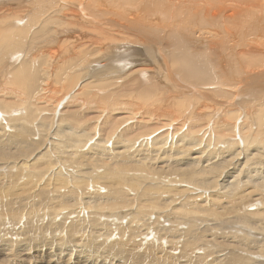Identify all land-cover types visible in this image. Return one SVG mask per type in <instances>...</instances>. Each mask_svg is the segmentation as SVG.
I'll return each mask as SVG.
<instances>
[{
    "label": "rangeland",
    "instance_id": "obj_1",
    "mask_svg": "<svg viewBox=\"0 0 264 264\" xmlns=\"http://www.w3.org/2000/svg\"><path fill=\"white\" fill-rule=\"evenodd\" d=\"M229 1L232 5L235 2L236 4H242L241 7L236 10V16L231 20L225 18L231 14V11L229 12L226 10H224V12L220 10V15L215 18L212 17L213 13L216 12L214 5L219 3V0H0V25L5 26L13 24L15 26L13 32V37L15 38L14 47H11L12 49L9 50L5 43L0 48V237L12 246L8 253L3 250V246L0 247V264H54V262L48 263L47 256L49 252L46 249L55 247L53 248L54 251H49L53 252L55 257H58V253L61 252L58 250V247L56 245L46 246V249H43L44 252L41 251V247L46 243L52 242L53 238L55 244L59 245L62 241L68 243L66 247H64V245L61 246L60 249L63 251L62 254H71V251L82 252L85 247L91 246L94 249L92 250L94 251L92 254L95 257H100V260H105L107 264H227L226 262H228V259L231 261L232 257H236L237 259L235 264H243L241 259L244 255L238 252V250L243 249V242L240 240L238 244L234 243V241L238 240L234 238V236L236 235L235 237H239L242 235V233L237 232V230H264V213L262 214V211H264L262 210L264 209V182H262L264 178L257 179L259 176L255 173H253V175H256V180L252 174V177H247L248 167H250V169H248V171H250L260 167L258 166L259 163L264 165L262 159L264 158V129L260 130L261 133L256 131V124L253 123V119L247 122L248 124L242 123L241 125L242 119H244L242 116H240L241 121L239 118H236L234 123L231 121V124L225 125L227 127L225 128L224 126H220V123L223 125L225 122L221 121L223 118H220L224 113L221 115L222 113L219 111L220 109H227L228 107L237 110V113H241L242 111L245 112L244 109L247 107L248 112H253L264 103V67L258 69L256 74H253L254 70L252 71L246 59L249 57L248 59L254 58L264 61V0ZM227 6L228 3L225 4V7ZM48 19H52L48 23V26L41 28L42 25L40 24ZM175 33L180 37V42L184 44L185 49H188L187 56L200 57L204 52H207V56L210 55L213 62L216 61L214 62L215 68H213V71L217 69L215 74H220L223 70L222 72L225 74H218V76L223 77L222 80L224 83H236V79H239L241 84L238 86V92L236 91L235 93L236 95L234 94V96L231 97L232 99H227L224 94H221V92L224 93L222 89L227 88V90H231L232 87L213 82L202 85L204 86L203 89L201 85V88H199V85L197 86V84L188 82L183 77L181 78L178 67L172 64V62H174L173 58L178 55V47L177 49L175 48L172 38ZM125 35L130 37L126 38ZM100 39L102 40L100 41ZM62 43H64L63 46L68 45L67 54L63 52L60 53V51L57 53L56 51L54 52V49L60 50L59 48L61 47L59 46H61ZM79 45L82 46L80 49L77 48ZM97 48L105 50L103 52L104 55L102 53L97 56L95 54ZM6 49L7 51H5ZM85 51L90 55L86 62L83 60V52ZM182 58L183 54L177 59L178 65L182 63ZM59 59L61 63H59ZM102 59H106L105 62ZM74 60L76 64L73 63ZM88 63L90 65H88ZM129 63H132V65H129ZM21 64L23 66H30L38 77L39 74H41L37 83L38 90L33 95H27L28 93L24 90L25 88L23 89L21 85L12 82L14 75L12 71H14V68L18 69L21 67ZM50 64L56 65V67H58L56 70H61V73L62 71L66 73L74 72L79 81H77L76 85L69 91L65 92V90H58V88L62 87V81H56V77L51 75V73H54V69ZM245 64L249 65L247 70ZM68 66L71 67V70ZM72 66L75 68L73 67L72 69ZM79 67L83 69L81 70ZM124 67H128V69ZM140 67H142V69H140ZM218 67H220V70ZM248 68H250L251 71H248L250 70ZM108 69L111 74L109 71L108 74L104 73ZM10 71L12 73H10ZM130 72L133 74H129ZM74 73L68 75H75ZM250 73L256 76L247 78L245 74ZM126 74H129L131 78L128 77L127 80L126 78H122V76ZM104 75L108 79H118L117 85L113 83V86L111 85L106 90L97 91L96 89V92L93 91V87H98L96 85L99 84L100 78H104ZM45 76H47L46 78L49 80L48 91L44 94L41 88L47 80ZM119 78L122 79L119 80ZM34 79H36V75H33V82ZM39 81L42 83L41 87ZM92 82L93 84L95 82V84L90 85L91 91L96 94L92 93L95 95L96 99L93 98L92 94H90V96L88 95L89 98L81 94L82 85ZM172 83L178 88L182 87L185 89L188 96H193L196 90L201 97L205 99L209 97L208 100L214 102L215 107L212 106L214 110H201L200 104L195 102L193 104L191 101L189 105L187 102L186 108L185 106L184 108H180L181 114L186 115L183 119L186 124L182 126L179 124L181 121H173L171 114H176L175 117L177 116V118L179 115H177V110L173 107L175 106L176 100L172 101L169 94L163 98V100L166 98L171 101V103L168 101L163 106L166 110H170L167 117H151L150 119L142 121L138 116L132 118L124 110H119L121 112H112L109 109L112 104L116 102L119 103L118 100L120 97L116 99V96L120 93L124 92V95L132 93L136 99L139 93L145 89L154 88L151 90L154 91L155 88H159L158 91L166 94V90H174ZM58 84H60V86ZM188 88L193 91H190ZM112 93H114V95L110 96ZM106 95L109 98L102 99ZM55 96L56 99L54 98ZM44 97L45 99H43ZM38 98H41L39 102ZM57 98L60 100L58 101ZM90 98L91 100H88ZM128 100L129 99L126 101ZM163 103H165V101H163ZM30 104L31 107H33L31 109L29 108ZM210 104L212 105L213 103L210 102ZM6 105H10L12 110L10 108L7 109ZM218 105L220 107H218ZM248 108L254 109L251 110ZM217 109H219V111H217ZM149 111H151V108L144 107L139 111L141 112L139 115L147 117L151 115ZM210 115L212 116L208 118ZM123 117H125V119H123ZM168 121L172 122L168 123ZM234 124H236V126ZM246 124L248 126H246ZM245 126L246 130L243 128ZM188 128H191V131L189 130L190 133L187 132ZM235 128L239 131H236ZM222 129L227 130L223 131L226 135L220 132ZM184 130L185 132H183ZM215 130H217V132ZM244 130L245 132H243ZM82 131H84L83 134L81 133ZM167 131L168 133H165ZM122 132H124V135ZM186 133H188L187 136L185 135ZM217 133L220 136H217ZM221 133L224 134L225 137ZM256 133H260L261 135L258 134L259 136H257ZM81 134L82 136L80 137ZM189 134L190 136H188ZM203 134H205V136ZM247 135H250L249 139H252V143H246L244 137ZM195 136L199 137V139ZM166 137L168 138L166 139ZM188 138L189 140L194 138V142L192 140H187ZM204 138L205 140H210L211 143L207 140L205 141ZM131 139L138 142L141 140L139 143L137 142L138 144L135 143L136 145H134V147L136 150H139L136 146H139L141 142H143L144 145L149 144V150H147L146 147L145 149L141 148L144 153L137 158L134 157L136 152L135 149L133 150L135 152L132 150L127 152V150H125L124 154L121 153L119 149L124 147L132 149V147L128 145V141ZM165 139L166 144L162 145L161 143H163ZM98 141L99 144L97 146H99V152L95 154L94 148H92L91 145L98 143ZM188 141L190 144L186 143ZM197 141L199 145L196 143ZM154 142L160 145L156 144L158 147H154ZM241 144L242 146H240ZM185 145L186 148H188L187 146L191 148L189 147L187 150L185 149ZM256 145H259V147ZM178 146H181V149ZM227 146L228 148H226ZM253 147L256 149L254 150ZM157 148H160L158 149L159 151ZM236 148L237 150H235ZM154 149L158 151V154ZM227 149L232 150L229 152ZM260 149L262 150L261 152ZM224 150L225 152L223 154L222 152ZM245 150L249 152H247L246 155L248 157L246 158ZM255 153L257 155H255ZM225 154L226 157L224 156ZM237 154H239V156H237ZM249 154L253 158L254 155L257 156L256 158H258L257 160L259 162L254 161L256 160V158H254V163H251L253 161L249 159ZM217 155L219 158L218 160L216 159ZM261 155L263 156L262 158ZM233 157L235 160H233ZM158 158L159 161L161 159L159 163ZM220 158H223V160ZM247 159L251 161L248 162ZM225 160H227V166ZM213 163L217 166H212ZM244 163L246 166L243 167ZM123 164L129 165L126 166ZM118 165H123V169H120ZM145 165H148V167L152 165L154 167L153 169H155V173H157L155 174L154 170L149 173L155 175V179H147L146 175L142 176V174L140 176V173L136 174V172L142 170V166L148 168ZM207 165L212 167H205ZM113 166L114 169H111ZM131 166L134 167V169H132ZM21 167L23 168L21 169ZM58 167L61 168V176L59 179L67 176L70 177L71 174H73V177L71 178L72 180H70L71 182L68 183L63 182L62 179L59 181L56 180L55 184L57 183V186H60L58 189H55V191L57 190L56 192L47 191L48 193L46 195L43 189H39L40 186H45L46 180L43 178L40 180L42 182L39 184L37 182L26 181L27 183L25 182L24 185H21L22 176L24 178V175H26L28 171L29 174L32 173L34 175H36L37 171L41 173L42 169L51 170V172L54 173L57 172L56 169ZM135 167H140V169L137 170L136 168L135 170ZM252 167H254V169ZM83 168L91 169V172L86 175L87 179L89 176L87 184L84 179L85 176L78 173ZM127 168L130 169V171H126ZM36 169L38 170L36 171ZM211 169H213L214 172H212ZM215 169H217V172ZM262 169L264 170V168ZM172 170L173 173L178 172L184 177L185 175L193 174L195 175V179L193 183H187L183 186L182 183L180 184L181 186L165 183L168 181L166 179L165 182L156 180L157 175L162 174L166 176L165 173H170ZM20 171L21 174L19 176ZM73 171L75 173H72ZM106 171L107 173L111 172L110 174L112 177V179L108 175L104 177L107 181L113 182L114 176L116 180L122 179L120 173L126 176L122 179V182L116 183L119 188H111L106 180H103V182L105 181L104 185L102 181L98 182V180H96L99 178H94L100 172L106 173ZM239 171H243V174L241 172L239 173ZM66 172L67 175H64ZM209 172H211V174ZM235 172L240 174V176ZM133 173L135 174L131 175ZM203 173L206 175H203ZM210 175L211 180H209ZM144 177L147 180H145ZM236 177L239 181L241 180L244 182L243 180H245V182H239L236 180ZM80 179L85 180L84 186L88 187L90 185L89 189L91 192L89 193L91 194L94 186L95 188L97 186L98 189H95V191H97L95 194L96 196L105 195L106 190L103 189L106 188L120 190L122 187V189H128L124 196L126 199H119L120 201L117 200L119 202L114 201V204H111L113 207V215L111 216H116L115 218L120 216L125 218V220L121 221L117 219L111 226L114 220L107 219L110 215L108 212L106 213V211L100 209H94L95 211H93L88 209L89 212L83 214H76V208L68 211L69 202L72 201L71 204L78 202L77 199H81L82 195H84L83 192L85 193V191H83L85 187L78 182ZM89 180H91L92 183ZM124 180H126V182ZM137 180L141 181L139 182ZM130 181H132L135 186H133V184L131 185ZM207 181L208 183L210 182L209 185L206 183ZM231 181L234 183L232 182V184ZM127 183H129L128 185L130 186H128ZM140 183L141 186L138 185ZM99 184L104 186L100 187ZM163 184L166 185L164 186ZM222 184L225 185L223 188L226 187L224 189L228 190V194L227 190H224V192L221 191L223 190V188H221ZM159 185H163V188L167 187L169 189L166 190V192L163 189L161 190L162 187ZM158 186L160 187L159 189L157 188ZM174 186L175 189L172 188ZM216 187L220 189L218 190ZM256 189L258 191H256ZM244 191H246V193L251 191L250 195L248 193L245 194ZM252 191L256 192L255 196ZM81 193L82 195H80ZM236 193L242 198H238ZM73 194L77 196V198H75L76 200L74 199L75 201L73 200L75 196ZM229 194L231 197L228 196ZM218 197L222 199L219 200ZM223 197L226 198L224 199ZM243 197L245 199H243ZM246 197L249 198L252 203L249 199H246ZM228 198L230 201H228ZM146 200L147 202L145 203ZM61 201L63 204H61ZM84 201H86V199ZM246 202H248V204H246ZM64 203L66 204L61 208L62 210L59 209L61 207L60 205H64ZM108 203L110 205L112 201H108ZM211 203L212 205H210ZM26 207H29L27 209L28 211ZM138 207L139 209H137ZM30 208L32 212L34 211L33 209H35V211L32 213L29 211ZM52 208L57 212L55 210L53 212ZM66 208H68V210ZM102 208H104V206ZM258 208L261 211L257 214ZM48 209L51 210L53 214H50ZM207 210L210 211L208 212ZM137 211L138 213L136 214ZM21 212H23V216ZM30 212L32 214H30ZM161 212L167 214V217L170 219L167 218L166 221H161L158 227L154 225V227L151 228L152 223L149 222V219L154 221L156 214ZM70 213L74 215L60 222L62 220V218H60L61 216ZM89 214L93 216L98 214L103 217V220L100 221V224H94L90 221ZM127 214H130L128 219H126ZM25 219L28 220L26 224ZM99 219L102 218L99 217ZM120 221L121 223H119ZM19 222H21L22 225ZM41 225H46L47 231L37 236L34 232L43 230L40 227ZM149 225L150 227H148ZM58 227H60L61 230H65L66 233L70 232L69 235L65 236V234H63L65 237H55L51 231H59ZM82 230L85 231L83 234H80ZM37 233L39 234L38 231ZM249 237L253 239V236ZM255 239H258L257 241L263 240L262 237ZM20 241L23 242L21 243ZM76 242H79L82 247L75 245ZM119 242H124L128 244L131 249L133 248L130 252L136 254H134V256L130 255L131 257L133 256L132 260L120 262L114 257V260L110 258V250L107 244L112 246L113 243L116 245ZM27 244L28 247H26ZM34 244L39 245L40 248L39 246L36 248L37 246ZM23 245L24 247L22 248ZM251 245L252 247L254 246V248L258 247L254 242ZM96 246L100 248L96 249ZM159 247L162 253L159 251ZM92 254L90 255L92 256ZM75 256L76 255L72 257L68 264H81L77 262ZM43 257L45 261L42 260ZM109 259H111V261ZM255 260L258 262L257 264H264V257H256ZM95 262L96 264L103 263H101V261Z\"/></svg>",
    "mask_w": 264,
    "mask_h": 264
},
{
    "label": "bare ground",
    "instance_id": "obj_2",
    "mask_svg": "<svg viewBox=\"0 0 264 264\" xmlns=\"http://www.w3.org/2000/svg\"><path fill=\"white\" fill-rule=\"evenodd\" d=\"M240 1H242V0H240ZM176 2V1H175ZM228 3V6L227 7H225V4H227ZM214 4V3H213ZM222 5H223V8H222ZM241 5L242 4H236V2L232 5V3L228 0V1H224V0H219V3H216L215 5H214V9L216 10V12H214L213 13V18H215V17H217L218 15H220V10L222 11L223 10V12H224V10H226V11H231V14L230 15H228V16H230V17H228V16H226L225 18L226 19H228V20H231L233 17H235L236 16V14H237V9L238 8H240L241 7ZM207 8V7H206ZM210 11H211V9H210ZM212 12V11H211ZM146 13V12H145ZM222 13V12H221ZM137 15V14H136ZM148 15V14H147ZM145 16V15H144ZM224 18V19H225ZM52 20V19H51ZM51 20H46V21H44L43 23H41L40 25H42L41 26V28H44V27H46V26H48V23L51 21ZM48 21V22H47ZM53 22V21H52ZM47 23V24H46ZM3 24H4V22H3ZM15 26L13 25V24H10V25H5V26H3V25H0V48H1V46L3 45V44H7V47L9 48V50L10 49H12L11 47H14V44H15V38L13 37L14 35V30H15V28H14ZM17 30V29H16ZM117 30V29H116ZM115 32V31H114ZM117 33V32H116ZM16 34V33H15ZM101 36V35H100ZM126 36V35H125ZM102 37V36H101ZM108 37V36H107ZM113 37V36H112ZM130 36H126V38H129ZM100 38V37H99ZM109 38H111V37H109ZM121 38H122V36H121ZM173 40H174V46H175V48L177 49V47H178V55L177 56H175L174 58H173V60H174V62H172V64L174 65V66H176V67H178V70H179V72L181 73V78L183 77L186 81H188V82H192L193 84H197V86L199 85V88H201L200 87V85L202 86V85H206V84H209V83H213V82H215L216 84L217 83H219L220 85H222L223 84V86H229V87H232V89L230 90H227V88L226 89H222V90H224V93L223 92H221V94H224L226 97L225 98H227V99H230L232 96H234V94L236 93V91H237V89H238V86L241 84L240 83V81H239V79L237 80L236 79V83L234 82H232V84H230V83H224L223 82V80H222V78L223 77H221V76H218V74H215L216 72H217V69L215 70V71H213V68H215V63L214 62H216V61H214L213 62V59H212V57H210V55L209 56H207L208 54H207V52H204L203 53V55H200V57H189V56H187V51H188V49H185V46H184V44H182L181 42H180V37L177 35V33H175V34H173ZM103 39V38H102ZM102 39H100V41L102 40ZM123 39H124V37H123ZM104 40V39H103ZM108 40V39H107ZM106 41V40H105ZM104 41V42H105ZM99 42V41H98ZM66 43V42H65ZM59 44H60V42H59ZM99 44V43H98ZM64 45V43H62L61 44V46H59V47H61V48H59L60 50H55L54 49V52L56 51V53L58 52V51H60V53H66L67 52V49H68V45H66V46H63ZM51 46V45H50ZM82 46H78L77 48H81ZM102 47V46H101ZM106 48V47H105ZM114 48V47H113ZM53 49V48H52ZM111 49V48H110ZM84 50V49H83ZM5 51H7V49L5 50ZM105 50H103L102 48H97L96 50H95V54L97 55V56H99L100 54H102L103 52H104ZM114 51V50H113ZM82 52V51H81ZM53 53V52H52ZM55 53V54H56ZM46 54V53H45ZM67 54V53H66ZM69 54V53H68ZM183 54V58H182V63L180 64V65H178V61H177V59L178 58H180L181 57V55ZM48 55V54H47ZM83 55H84V58H83V60H84V62H86L87 60H88V57H90V55L85 51V52H83ZM103 55H104V53H103ZM213 55V54H212ZM9 56V55H8ZM51 56V55H50ZM56 56V55H55ZM214 56V55H213ZM41 57H42V55H41ZM45 57V56H44ZM63 57H66V56H63ZM63 57H61V58H63ZM69 57V56H68ZM246 57V56H245ZM77 58V57H76ZM75 58V59H76ZM249 58V57H248ZM248 58H246L247 59V61H248V64L250 65V67H251V69H252V71L254 70V73L253 74H256L257 72V70L258 69H260V68H262V67H264V61L262 62L261 60H256V59H254V58H251V59H248ZM41 59H43V58H41ZM64 59V58H63ZM74 59V58H73ZM212 59V60H211ZM53 60V59H52ZM51 60V61H52ZM58 60V59H57ZM102 60H104V62H105V60L106 59H102ZM255 60H256V62H255ZM42 61V60H41ZM44 61V60H43ZM50 61V62H51ZM54 61V60H53ZM65 61V60H64ZM72 61V60H71ZM40 62V61H39ZM38 62V63H39ZM46 62V61H45ZM67 62V61H66ZM80 62V61H79ZM41 63V62H40ZM58 63V62H57ZM59 63H61L60 62V59H59ZM73 63H75V60H74V62ZM78 63V62H77ZM133 63V62H132ZM132 63H129V65H132ZM245 63H247V62H245ZM20 64V63H19ZM67 64H68V62H67ZM66 64V65H67ZM76 64V63H75ZM74 64V65H75ZM87 64V63H86ZM217 64V63H216ZM48 65V64H47ZM50 65H52V68L54 69V73L52 74L51 73V75H54V77H56V81L57 80H59V82H61L62 81V87L61 88H58V90H65V92L66 91H69L70 89H72L75 85H76V83H77V81H79L78 80V78H77V75L74 73V72H63L62 71V73H61V70H56L58 67H56V65L54 66L53 64H50ZM88 65H90L89 63H88ZM125 65H128V64H125ZM249 65H247V64H245V68H246V70H247V67L249 66ZM13 66V65H12ZM17 66V65H16ZM78 66H80V65H78ZM83 66V65H82ZM220 66V65H219ZM43 67V66H42ZM60 67V66H59ZM63 67H64V65H63ZM66 67V66H65ZM69 68H70V70H71V67L70 66H68ZM73 67L74 66H72V69H73ZM67 68V67H66ZM75 68V67H74ZM80 68V67H79ZM124 68H127L128 69V67H124ZM217 68V67H216ZM219 68V70H220V67H218ZM223 68V67H222ZM221 68V69H222ZM52 69V70H53ZM81 69V68H80ZM79 69V70H80ZM83 69V68H82ZM81 69V70H82ZM117 69V68H116ZM133 69H134V67H133ZM140 69H142V67H140ZM139 69V70H140ZM248 69H250V68H248ZM251 69L250 70H248V71H251ZM14 71H12L13 73H14V75L13 74H11V75H13V81L12 82H14V83H16L17 85H21L22 87H23V89L28 93L27 95H33V94H35V92L38 90V88H37V83H38V80H39V78H40V75L41 74H39V73H41L42 71L41 70H39V71H41V72H39L38 74H39V77L37 76V74L35 73V71L34 70H32L31 68H30V66H23L22 64H21V67H19L18 69L16 68H14L13 69ZM43 70H44V68H43ZM46 70V69H45ZM47 70H48V68H47ZM46 70V71H47ZM66 70V69H65ZM111 70V69H110ZM124 70V69H123ZM49 71H50V69H49ZM68 71V70H67ZM85 71V70H84ZM108 71H109V69L108 70H106L104 73H106V74H108ZM223 71V70H222ZM220 72V74L219 75H221V74H223V72ZM11 71H10V73H12ZM44 72V71H43ZM78 72V71H77ZM81 72V71H80ZM129 72V71H128ZM71 73H74L75 75H68V74H71ZM82 73V72H81ZM109 73H110V71H109ZM112 73H114V72H112ZM135 73V72H134ZM264 73V72H263ZM48 74V73H47ZM102 74V73H101ZM111 74V73H110ZM109 74V75H110ZM129 74H133L132 72H130ZM129 74H126L125 76H122V78H126V80L128 79V77L129 78H131V76L129 75ZM225 74V73H224ZM223 74V75H224ZM252 73H250V74H245V76H247V78H252V77H254V76H256V75H253ZM33 75H36V79H34V82L32 81L33 80ZM45 75V74H44ZM79 75V74H78ZM83 75V74H82ZM109 75H107V76H109ZM113 75V74H112ZM129 75V76H128ZM244 75V74H243ZM42 76H43V74H42ZM47 76H45V79H47L46 81H45V83H44V85H42V91H44V94L48 91V78H46ZM85 77V76H84ZM119 77V76H118ZM117 77V78H118ZM243 77V76H242ZM80 78H81V75H80ZM122 78H119V80H121ZM241 78V77H240ZM43 79V78H42ZM45 79H43V80H45ZM82 79V78H81ZM42 80V81H43ZM51 80V79H50ZM94 80H96V79H94ZM93 80V81H94ZM99 80V79H98ZM108 80V81H107ZM116 79H113V78H106L105 77V75H104V78L103 79H101L100 78V81L98 82L99 84L98 85H96V86H98V87H93L94 89H93V91H95L96 89H97V91H99V90H106V89H108L111 85L113 86V83H115V85H117V81H118V79L115 81ZM125 80V79H124ZM247 80V79H246ZM55 81V82H56ZM185 81V82H186ZM235 81V80H234ZM10 83V82H9ZM39 83H40V81H39ZM119 83V82H118ZM41 84L42 83H40V87H41ZM50 84V83H49ZM52 84V83H51ZM93 84V82L92 83H87V84H85V85H82V89H81V91H82V96H87L88 97V95L90 96V94H92L93 92L91 91V86L90 85H92ZM94 84H95V82H94ZM93 84V85H94ZM97 84V83H96ZM59 86H60V84H58ZM53 86V85H52ZM217 86V85H216ZM219 86V85H218ZM222 86V87H223ZM172 87H174V90L173 91H171V90H166L167 92H166V94H163V93H161L160 91H158V89L159 88H155V90L154 91H151V90H153L154 88L153 87H151V88H153V89H148V90H143V91H141L140 93H139V95H138V97L135 99V96L131 93V94H128V95H124L123 93H120L118 96H116L117 98L116 99H118L119 97V100H118V102L119 103H114V104H112L110 107H109V109L112 111V112H116V111H118V112H121V111H119V110H124V111H126L132 118L133 117H135V116H138L139 118H140V120H145V119H150L151 117L152 118H155V117H167L168 116V114L170 113V110H166L163 106L168 102V101H170V100H168V99H164L163 100V98L165 97V96H168L167 94H169V97L170 98H172L171 100L172 101H174V100H176V103L174 104L175 106H173V105H171V106H173L174 107V109L175 110H177V115H179V117L177 118V116L175 117V115L174 114H171V116H172V118H173V121H175V120H177V121H181L179 124H181L182 126L183 125H185L186 123H185V121H183V119H184V116H186V115H182L181 114V111H180V108H184V106H185V108H186V106H187V102H188V104L190 105V103H191V101L193 102V104H194V102L195 103H198V104H200V109L201 110H204L205 109V111H206V109L209 111V110H212L213 109V107H215V105H214V102L213 101H209L208 99H209V97L208 98H203V97H201L200 95H199V92L198 91H196L195 90V94L193 95V96H188L187 95V93H186V90L185 89H183L182 87H180V88H178L177 86H175V85H173V83H172ZM186 87V86H185ZM203 87V89H204V86H202ZM215 87V86H214ZM21 88V87H20ZM20 88H18V89H20ZM66 88V89H65ZM54 89H56V88H54ZM188 89H190V88H188ZM163 90V89H162ZM220 90V89H219ZM39 91H41V90H39ZM125 91V90H124ZM187 91H189V90H187ZM190 91H193V90H191L190 89ZM225 91H227V92H225ZM96 92V91H95ZM238 92V91H237ZM51 93V92H50ZM54 93V92H53ZM127 93V92H126ZM39 94V93H38ZM60 94V93H59ZM62 94V93H61ZM93 94H95V93H93ZM92 94V96H93V98L94 99H96L95 98V95H93ZM98 94V93H97ZM42 95H43V93H42ZM114 95V93H112V94H110V96H113ZM236 95V94H235ZM41 96V95H40ZM45 96V95H44ZM49 96H50V94H49ZM203 96V95H202ZM27 97H29V96H27ZM31 97V96H30ZM33 97H36V96H33ZM52 97V96H51ZM50 97V98H51ZM97 97V96H96ZM55 99H56V96L54 97ZM89 98V97H88ZM107 98H109L107 95L104 97V98H102V99H107ZM37 99V98H36ZM39 99H41V98H38V102H39ZM43 99H45V97L43 98ZM47 99V98H46ZM99 99V98H98ZM127 99H129L128 101H126ZM232 99V98H231ZM57 100H58V98H57ZM60 100V99H59ZM58 100V101H59ZM61 100H62V98H61ZM88 100H91V98L90 99H88ZM132 100V101H131ZM202 100V101H201ZM210 100H212V99H210ZM49 101H50V99H49ZM54 101H56V100H54ZM86 101V100H85ZM116 101V100H115ZM163 101H165V103H163ZM41 102H42V100H41ZM40 102V103H41ZM57 102V101H56ZM84 102V101H83ZM138 102H142V103H138ZM210 102L211 103H213L212 105L210 104ZM217 102V101H216ZM58 103V102H57ZM85 103V102H84ZM90 103V102H89ZM88 103V104H89ZM170 103H171V101H170ZM33 104V103H32ZM35 104V103H34ZM54 104H55V102H54ZM197 104V105H198ZM24 105V104H23ZM28 105V104H27ZM58 105V104H57ZM220 105V104H219ZM218 105V107H220ZM99 106V105H98ZM193 106V105H192ZM213 106V107H212ZM144 107H147V108H151V111H149V114H150V112H151V115H149V116H147V117H143V116H140L139 115V113H141V112H139L142 108H144ZM221 107H223V106H221ZM6 108L7 109H11L12 110V108H11V106L10 105H6ZM30 109L31 108H33V107H31V104H30V107H29ZM170 109L172 110V108L170 107ZM220 109V108H219ZM219 109H217V111H219ZM238 109V108H237ZM248 109H251V108H248ZM254 108H252L251 110H253ZM256 109V108H255ZM33 110V109H32ZM35 110V109H34ZM214 110V109H213ZM245 110V112H241V113H237V110H235V109H231V108H228L227 107V109H225V108H223V109H220V113H222L221 115H223V113H224V115L222 116V117H220V118H223V119H221V121H223V122H225V124H223V125H221V123H220V126H224L225 128H227L225 125H230L231 124V121H233L232 123H234V120L237 118H239V120H240V116H242V117H244V119H242L243 121L241 122V125H242V123H247V122H249L251 119H253V123H255L256 125V127H255V129H256V131H259L260 132V130H262V129H264V103L258 108V109H256V110H254L253 112L251 111H249L248 112V110H247V107L244 109ZM27 111V110H26ZM189 111V110H188ZM196 112V111H195ZM34 113V112H33ZM172 113V112H171ZM193 113V112H192ZM252 113V114H251ZM72 114V113H71ZM196 114V113H195ZM194 114V115H195ZM210 114V113H209ZM30 115H31V113H30ZM180 115H182V116H180ZM213 115V114H212ZM212 115H210L208 118H210ZM251 116H252V118H251ZM31 117V116H30ZM197 117V116H196ZM241 117V118H242ZM170 118V117H169ZM26 119V118H25ZM116 119V118H115ZM123 119H125V117H123ZM191 119V118H190ZM214 119V118H213ZM194 120V119H193ZM26 121H27V119H26ZM126 121V120H125ZM227 121V122H226ZM241 121V120H240ZM24 122H25V120H24ZM140 122V121H139ZM146 122V121H145ZM170 122H172V121H170ZM169 121H168V123H170ZM216 122V121H215ZM174 123V122H173ZM176 123V122H175ZM217 123V122H216ZM215 123V124H216ZM236 123V122H235ZM248 124V123H247ZM246 124V126H248ZM235 126H236V124H234ZM166 126V125H165ZM219 126V125H218ZM244 126V125H243ZM246 126L245 127H243V128H245V130H246ZM185 127V126H184ZM231 127V126H230ZM252 127V126H251ZM209 128V127H208ZM213 128V127H212ZM211 128V129H212ZM216 128H218V127H216ZM237 128V127H236ZM236 128H235V130H236ZM191 128H188L187 130V132L188 133H190V130ZM233 129H234V127H233ZM253 129V128H252ZM190 130V131H189ZM214 130V129H213ZM234 130V131H235ZM243 130V129H242ZM245 130L243 131V132H245ZM250 130V129H249ZM205 131V130H204ZM216 132H217V130H215ZM215 131H213V132H215ZM223 131H227L226 129H222L220 132H223ZM236 131H239V130H236ZM83 132L84 131H82L81 133L83 134ZM125 132V131H124ZM124 132H122V134L124 135ZM127 132H129V131H127ZM183 132H185V130L183 131ZM193 132V131H192ZM229 132H230V129H229ZM231 132L233 133V131H232V129H231ZM118 133V132H117ZM165 133H168V131L167 132H165ZM188 133H186L185 135L187 136V134ZM212 133V132H211ZM210 133V134H211ZM223 133H225V132H223ZM248 133V132H247ZM261 133V132H260ZM260 133H258V134H260ZM82 134L80 135V137L82 136ZM120 134H121V132H120ZM126 134H128V133H126ZM194 134V133H193ZM202 134V133H201ZM216 134V133H215ZM222 134V133H221ZM235 134H236V132H235ZM238 134H240V133H238ZM257 134V133H256ZM257 134V136H259ZM204 136H205V134H203ZM203 135H202V137H203ZM219 134L217 133V136H218ZM222 135H224V134H222ZM225 135H226V133H225ZM225 135H224V137H225ZM228 135H229V133H228ZM242 135V134H241ZM261 135V134H260ZM119 136H121V135H119ZM188 136H190V134L188 135ZM220 136V135H219ZM79 137V138H80ZM195 137H197V136H195ZM213 137V136H212ZM236 137V136H235ZM238 137V136H237ZM249 137H250V135H247V136H245L244 138H245V140H246V143H252L251 142V140L252 139H249ZM168 137H166V139H167ZM210 138V137H209ZM215 138V137H214ZM220 138V137H219ZM254 138V137H253ZM264 138V137H263ZM92 139V138H91ZM166 139L163 141V143H161L162 145H164V144H166ZM185 139V138H184ZM193 139L194 138H192L191 140L193 141ZM197 139H199V137H197ZM218 139V138H217ZM242 139V138H241ZM95 140V139H94ZM187 140H189V138L187 139ZM191 140H189V141H191ZM204 140H205V138H204ZM207 141H208V139H206ZM205 140V141H206ZM213 140V139H212ZM215 140V139H214ZM220 140H222V139H220ZM100 141V140H99ZM99 141H98V143H94L93 145H91L92 146V148H94L93 150L95 151V154H98L97 152H99L98 151V148H99V146H97L98 144H99ZM141 141V140H140ZM139 141V142H140ZM185 141V140H184ZM189 141L188 142H186V143H189ZM201 141H203V140H201ZM216 141V140H215ZM257 141V140H256ZM138 141H133L132 139L131 140H129L128 141V145H130L131 147H132V149H128V147H124V148H122V149H119V151H121V153H123L124 154V152H125V150H127V152H130L131 150L133 151L134 149H135V147H134V145H136L135 143H137ZM138 142V143H139ZM162 142V141H161ZM194 142V141H193ZM192 142V143H193ZM209 143H211V141L209 140L208 141ZM239 142H241V141H239ZM238 142V143H239ZM101 143V142H100ZM137 143V144H138ZM185 143V142H184ZM197 144H198V141L196 142ZM196 143H195V145H196ZM205 143V142H204ZM213 143H214V141H213ZM217 143V142H216ZM254 143V142H253ZM146 144V143H145ZM157 142H154V147L156 146V147H158L157 145H160L159 143L157 144ZM190 144V143H189ZM202 144V143H201ZM233 144V143H232ZM235 144V143H234ZM237 144V143H236ZM101 145H103V144H101ZM149 145V144H148ZM148 145H144L143 144V142H141L140 144H139V146H136V147H138V149L139 150H136V152L135 151H133V152H135V155H134V157H140V155L141 154H143L144 152H142V149L141 148H144L145 149V147L147 148V150H149V148L150 147H148ZM187 145V144H186ZM186 145H185V149H187L188 150V148L190 147V146H187L188 148H186ZM192 145V144H191ZM194 145V144H193ZM199 145V144H198ZM197 145V146H198ZM209 145H212V144H209ZM230 145V144H229ZM244 145V144H243ZM254 145V144H253ZM252 145V146H253ZM96 146V147H95ZM104 146V145H103ZM150 146V145H149ZM205 146V145H204ZM212 146H214V145H212ZM239 146V145H238ZM237 146V147H238ZM240 146H242V144L240 145ZM250 146V145H249ZM257 146V145H256ZM101 147V146H100ZM134 147V148H133ZM174 147V146H173ZM179 147V146H178ZM177 147V148H178ZM181 147V146H180ZM179 147V148H180ZM194 147V146H193ZM224 147V146H223ZM246 147V146H245ZM257 147H259V145L257 146ZM96 148V149H95ZM191 148V147H190ZM203 148V147H202ZM226 148H228V146L226 147ZM231 148V147H230ZM248 148V147H247ZM254 148V147H253ZM156 149V148H155ZM154 149V150H155ZM158 149H160V148H157V150ZM181 149V148H180ZM184 149V150H185ZM194 149V148H193ZM192 149V150H193ZM256 148H254V150H255ZM258 149V148H257ZM102 150V149H101ZM201 150V149H200ZM207 150V149H206ZM213 150H215V149H213ZM212 150V151H213ZM229 152H230V150H232V149H227ZM226 150V151H227ZM235 150H237V148L235 149ZM242 150V149H241ZM243 150H244V148H243ZM144 151V150H143ZM153 151V150H152ZM156 151V150H155ZM159 151V150H158ZM158 151H156V153L158 152ZM196 151V150H195ZM246 151V150H245ZM262 150L260 149V152H261ZM154 152V151H153ZM188 152V151H187ZM201 152V151H200ZM209 152V151H208ZM211 152V151H210ZM215 152V151H214ZM224 152H225V150L222 152L223 154H224ZM244 152V151H243ZM247 152L248 151H246V153H245V158L246 157H248L246 154H247ZM252 152V151H251ZM258 152V151H257ZM120 153V152H119ZM180 153V152H179ZM202 153V152H201ZM216 153H217V151H216ZM216 153H214V154H216ZM228 153V152H227ZM231 153H233V152H231ZM236 153V152H235ZM238 153V152H237ZM249 153V152H248ZM89 154H92V153H89ZM158 154V153H157ZM188 154V153H187ZM210 154V153H209ZM218 154H219V152H218ZM241 154V153H240ZM156 155V154H155ZM154 155V156H155ZM188 155H191L190 153L188 154ZM200 155V154H199ZM204 155L206 156V154L204 153ZM229 155V154H228ZM242 155V154H241ZM244 155V154H243ZM252 155V154H251ZM255 155H257L256 153H255ZM254 155V158H256L257 156H255ZM259 155V154H258ZM95 156V155H94ZM156 156H158V155H156ZM221 156V155H220ZM225 157H226V154L224 155ZM237 156H239V154H237ZM249 156H250V154H249ZM134 157H130V158H134ZM204 157V156H203ZM202 157V158H203ZM214 157H216V156H214ZM222 157V156H221ZM232 157V156H231ZM236 157V156H235ZM252 156H250L249 157V159H251L252 161L254 160V158L252 157ZM259 157V156H258ZM263 156L261 155V158H262ZM157 158V157H156ZM208 158V157H207ZM234 158V157H233ZM238 158V157H237ZM151 159V158H150ZM149 159V160H150ZM216 159L218 160L219 158H218V155H217V157H216ZM215 159V160H216ZM220 159H222L223 160V158H220ZM228 159V158H227ZM258 158H256V160H254V161H258L257 160ZM263 159V162H264V158H262ZM100 160V159H99ZM98 160V161H99ZM143 160V159H142ZM142 160H141V162H142ZM152 160V159H151ZM155 161H157L156 159H154ZM211 160V159H210ZM209 160V161H210ZM233 160H235V158L233 159ZM251 160H249V161H251ZM160 161H161V159H160ZM159 161V158H158V163L160 162ZM226 161L227 160H225V164H226ZM247 161H248V159H247ZM248 161V162H249ZM254 161L253 162H251V163H254ZM151 162V161H150ZM212 162H213V158H212ZM233 162V161H232ZM237 162H238V160H237ZM259 162V161H258ZM260 162H262V161H260ZM222 163V162H221ZM228 163V162H227ZM242 163V162H241ZM257 163V162H256ZM154 164H156V163H154ZM168 164V163H167ZM223 164V163H222ZM247 164V163H246ZM123 165H129V164H123ZM123 165H118V167L120 168V169H123ZM149 165V164H148ZM148 165H145L146 167H148ZM214 165H216L215 163H213L212 164V166H214ZM238 165V164H237ZM236 165V166H237ZM241 165V164H240ZM249 165H255V164H249ZM117 166V165H116ZM172 166V165H171ZM211 166V167H212ZM217 166V165H216ZM222 166V165H221ZM226 166H227V164H226ZM244 166H246L245 165V163H244V165H243V167ZM248 166V165H247ZM258 166H260V167H257L256 169H254V167H256V166H254V167H252L254 170H250V171H248V169H250V167H248V169H247V172H248V178H250V177H252V175H253V173H255L257 176H259V177H257V179L258 178H260V179H262V178H264V170L262 169V168H264V165L262 164V163H259V165ZM100 167H101V165H100ZM104 167V166H103ZM105 167H106V165H105ZM132 167V166H131ZM130 167V168H131ZM205 167H210V166H205ZM210 167V168H211ZM232 167V166H231ZM262 167V168H261ZM23 167H21V169H22ZM129 168V167H128ZM127 168V170L126 171H130V169H128ZM136 168L137 167H135V170H136ZM154 167L152 166V165H150L148 168H144L143 166H142V170H139L138 172H136V174L137 173H140V176L142 175V176H147V179H155V175H151L149 172H151L152 170H154V173H155V169H153ZM210 168H209V170H210ZM216 168H218V167H216ZM235 168H237V167H235ZM17 169H19V168H17ZM25 169H28V168H25ZM24 169V170H25ZM94 169V168H93ZM92 169V170H93ZM100 169V168H99ZM111 169H114V166H113V168H111ZM125 169H126V167H125ZM125 169H124V171H125ZM132 169H134V167H132ZM138 169H140V167L139 168H137V170ZM230 169V168H229ZM240 169H241V167H240ZM245 169V168H244ZM29 170H30V168H29ZM31 170H33V169H31ZM35 170V169H34ZM38 169H36V171H37ZM41 170V169H40ZM57 170V172H54V173H52L51 172V170H43L42 169V172L40 173V171H37L36 172V175H34V174H32L31 172V174H29V171H28V173L26 174V175H24V178H23V176H22V181H21V185H24L25 184V182L26 181H32V182H37L38 184L40 183V182H42V181H40L42 178L44 179V180H46V182H45V186H43L42 185V187L40 188L39 187V189L41 190V189H43V191H45L46 192V195H47V191H51V192H56L55 191V189H58L60 186L58 185L57 186V183L55 184V182H56V180L57 181H59L60 179H62L63 180V182H65V183H68V182H71L70 180H72L71 178L73 177V174H71V172H70V177L69 176H67V177H62V178H60L59 179V177L61 176V168H57L56 169ZM98 170V169H97ZM134 170V171H135ZM200 170H202V169H200ZM203 170H204V168H203ZM208 170V169H207ZM206 170V171H207ZM208 170V171H209ZM212 170V172H214L213 171V169H211ZM217 169H215V171H216ZM53 171V170H52ZM75 171V170H74ZM72 172V173H75V172ZM94 171H95V169H94ZM132 171V170H131ZM170 171V170H169ZM235 171V170H234ZM24 172V171H23ZM32 172H34V171H32ZM68 172V171H67ZM67 172H66V174H64V175H67ZM91 172V169H81L78 173L81 175H83V176H85L84 177V179L86 180V184H87V181H88V179H89V176H88V179H87V174H89ZM153 172V171H152ZM177 172V171H176ZM203 172H205V171H203ZM217 172V171H216ZM241 171H239V173H240ZM243 172V171H242ZM241 172V173H242ZM19 173V172H18ZM35 173V172H34ZM77 173V172H76ZM97 173H99V172H97ZM111 173V172H110ZM109 172L107 173V171H106V173L105 172H100L96 177H94L95 179L96 178H99V179H96V180H98V182H103V180H106L107 181V179H105L104 177H106L107 175L109 176V177H111V174H110ZM157 173V172H156ZM155 173V174H156ZM190 173V172H189ZM210 174H211V172H209ZM220 173V172H219ZM218 173V174H219ZM236 173V172H235ZM246 173V172H245ZM20 174H21V171H20V173H19V176H20ZM23 174V173H22ZM25 174V173H24ZM63 174V173H62ZM85 174V175H84ZM94 174V173H93ZM129 174H130V172H129ZM135 173H133V174H131V175H134ZM221 174V173H220ZM236 174H238V173H236ZM243 174V173H242ZM252 174V175H251ZM64 175H62V176H64ZM117 175V174H116ZM122 175V176H121ZM124 174H122V173H120V176L122 177V179H124V177H126L125 175L123 176ZM165 175L166 176H164V175H162V174H160V175H157V177H156V180H161V181H163V182H165V179L166 180H168L167 182H165V183H168V184H175L176 186H178V185H180L181 183H182V186L183 185H185V184H187V183H193V180L195 179V175H193V174H189V175H185V177L183 176V175H181V174H179L178 172L177 173H173V170L170 172V173H165ZM203 175H206V174H204L203 173ZM229 175V174H228ZM235 175V174H234ZM239 176H240V174H238ZM255 175V176H256ZM47 176V177H46ZM137 176V175H136ZM139 176V177H140ZM152 176V177H151ZM161 176V177H160ZM216 176V175H215ZM219 176V175H218ZM227 176V175H226ZM236 176V175H235ZM234 176V177H235ZM244 176V175H243ZM254 176V175H253ZM254 176V177H255ZM45 177V178H44ZM91 177V176H90ZM109 177H108V179H109ZM129 177V176H128ZM199 177H201V176H199ZM204 177V176H203ZM232 177V176H231ZM104 178V179H103ZM84 179H80L78 182H80L83 186H84V184H85V180ZM94 179V180H95ZM111 179H112V177H111ZM122 179H119V180H116V177L114 176V181L112 182V181H107V183H109L108 185L111 187V188H117L118 187V185H116V183L117 182H122ZM140 179H141V177H140ZM144 179H145V177H144ZM147 179H145V180H147ZM163 179V180H162ZM218 179H219V177H218ZM221 179H222V177H221ZM20 180V179H19ZM18 180V181H19ZM43 180V181H44ZM131 180V179H130ZM142 180V179H141ZM140 180V181H141ZM207 180V179H206ZM205 180V181H206ZM209 180H211V175H210V179ZM208 180V181H209ZM216 180V179H215ZM224 180V179H223ZM236 180H238L239 181V179H237V177H236ZM255 180H256V177H255ZM24 181V182H23ZM82 181H83V183H82ZM89 181H91V180H89ZM125 182H126V180H124ZM128 181V180H127ZM137 181H139V180H137ZM139 181V182H140ZM143 181V180H142ZM149 181V180H148ZM208 181L206 182V183H208ZM229 181V180H228ZM241 181V180H240ZM239 181V182H240ZM244 182H245V180H243ZM94 182V181H93ZM105 182V181H104ZM104 182L102 183V184H104ZM131 182V185L133 184V186H135L134 185V183H132V181H130ZM146 182V181H145ZM199 182V181H198ZM226 182H227V179H226ZM233 181H231V183H232ZM242 182V181H241ZM244 182H242V183H244ZM258 182V181H257ZM262 182H264V181H262ZM20 183V182H19ZM27 183V182H26ZM89 183V182H88ZM91 183H92V181H91ZM95 183V182H94ZM124 183V182H123ZM136 183V182H135ZM210 183V182H209ZM209 183H208V185H209ZM215 183V182H214ZM217 183V182H216ZM230 183V184H231ZM234 183V182H233ZM232 183V184H233ZM129 183H127V185H128ZM198 184V183H197ZM212 184H213V181H212ZM237 184V183H236ZM89 185V184H88ZM92 185V184H91ZM93 185H95V184H93ZM97 185V184H96ZM100 185V187H102V186H104V185H102L101 186V184H99ZM107 185V184H106ZM124 185H126V184H124ZM126 185V186H127ZM138 185H140L141 186V183L140 184H138ZM164 185V184H163ZM163 185H159V186H163ZM166 185V184H165ZM164 185V186H165ZM189 185V184H188ZM191 185V184H190ZM216 185V184H215ZM219 185V184H218ZM90 186V185H89ZM89 186L88 187H86V186H84L85 188H83V191H85V193L83 192V194L84 195H82V193L80 194V195H82V198L81 199H77V201L78 202H75V203H73V204H71V202H69L70 204L68 205V208H69V210H68V208H66L68 211H70V210H73V209H77V212H75L76 214H83V213H85V212H89L88 211V209H90V210H93V211H95L94 209H100V210H103V211H106V213L108 212L109 213V217H107V219H109V220H114L112 223H111V226H112V224H114L115 223V221H117V219L118 220H125V218H122V217H118L117 216V218H115L116 216H111V215H113L112 213H113V207H112V205L111 204H114V201H117V200H119V199H126L124 196H125V194H126V192H127V190L124 188V189H122V187H121V189L120 190H113V189H110V188H106V189H103V190H106V194L105 195H103L102 194V196H100V195H95L96 194V192L97 191H95V189H98L97 188V186H96V188H95V186H94V189H93V191H92V194L91 193H89V192H91V190L89 189ZM128 186H130V185H128ZM157 187L158 189L160 188V187ZM181 186V185H180ZM198 186H200V185H198ZM212 186V185H211ZM223 186H225V185H223L222 184V187L221 188H223ZM258 186H259V184H258ZM264 186V185H263ZM139 187V186H138ZM154 187H156V186H154ZM213 187V186H212ZM257 187V186H256ZM46 190H45V189ZM93 188V187H92ZM119 188V187H118ZM133 188V187H132ZM172 188H174L175 189V186L174 187H172ZM217 188V187H216ZM224 188H226V187H224ZM223 188V190H221V191H223L224 192V190H227V189H224ZM250 188V187H249ZM61 189H62V187H61ZM147 189V188H146ZM155 189V188H154ZM164 190V191H166V190H168L169 188H161V190ZM178 189V188H177ZM180 189V188H179ZM218 189V188H217ZM220 189V188H219ZM218 189V190H219ZM234 189V188H233ZM232 189V190H233ZM60 190V189H59ZM103 190H101V191H103ZM160 190V191H161ZM244 190V189H243ZM254 190V189H253ZM43 191H41V192H43ZM61 191V190H60ZM136 191H138V190H136ZM143 191V190H142ZM159 191V192H160ZM174 191H176V190H174ZM191 191V190H190ZM212 191H214V190H212ZM235 191V190H234ZM256 191H258L257 189H256ZM76 192V191H75ZM75 192H73V193H75ZM99 192V191H98ZM163 192V191H162ZM167 192V191H166ZM170 192V191H169ZM178 192V191H177ZM238 192V191H237ZM245 192V194H249L250 195V192L251 191H249V192H247L246 193V191H244ZM253 193H254V196H255V193L256 192H254V191H252ZM260 192V191H259ZM77 193V192H76ZM104 193H105V191H104ZM230 193V192H229ZM44 194V193H43ZM98 194V193H97ZM101 194V193H100ZM148 194V193H147ZM151 194V193H150ZM156 194H157V192H156ZM222 194V193H221ZM224 194H226V193H224ZM227 194H228V190H227ZM237 194V193H236ZM260 194V193H259ZM50 195V194H49ZM73 195H75L76 196V194H73ZM77 195H78V193H77ZM172 195V194H171ZM239 194H237L236 196H238ZM243 195V194H242ZM253 195V194H252ZM258 195V194H257ZM54 196V195H53ZM73 197V200L75 199V198H77V196L76 197ZM79 196V195H78ZM89 196V197H88ZM90 196H93V197H90ZM95 196V197H94ZM127 196V195H126ZM218 196H219V194H218ZM222 196V195H221ZM228 196H230V194L228 195ZM246 196V195H245ZM264 196V195H263ZM80 197V196H79ZM78 197V198H79ZM122 197H124V198H122ZM220 197V196H219ZM218 197V199L220 200V199H222V198H219ZM231 197V196H230ZM260 197V196H259ZM50 198V197H49ZM60 198V197H59ZM89 198V199H88ZM105 198H107V199H105ZM141 198V197H140ZM215 198V197H214ZM224 198V197H223ZM226 198V197H225ZM224 198V199H225ZM238 198H242V197H239L238 196ZM263 198V197H262ZM61 199V198H60ZM59 199V200H60ZM65 199V198H64ZM83 199V200H82ZM86 199V201H84ZM88 199V200H87ZM243 199H245L244 197H243ZM246 199H249V198H247L246 197ZM261 199V198H260ZM264 199V198H263ZM262 199V200H263ZM56 200V199H55ZM62 200V199H61ZM66 200V199H65ZM70 200V199H69ZM76 200V199H75ZM74 200V201H75ZM157 200V199H156ZM209 200V199H208ZM242 200V199H241ZM73 201V202H74ZM108 201L110 202V201H112V203H110V205H109V203H108ZM120 201V200H119ZM119 201H117V202H119ZM172 201V200H171ZM211 201H214V200H211ZM222 201V200H221ZM228 201H230L229 200V198H228ZM247 201V200H246ZM249 201H250V199H249ZM255 201V200H254ZM253 201V202H254ZM59 202V201H58ZM62 202V201H61ZM65 202V201H64ZM127 202H129V201H127ZM147 202V200L145 201V203ZM209 202V201H208ZM215 202H216V199H215ZM214 202V203H215ZM220 202V201H219ZM251 202V201H250ZM264 202V201H263ZM66 203H67V201H66ZM66 203H64V205H60L61 207L59 208V209H61L63 206H65V204ZM108 203V204H107ZM252 203V202H251ZM61 204H63V202L61 203ZM107 204V205H106ZM136 204V203H135ZM246 204H248V202H246ZM261 204H262V202H261ZM261 204H260V206H261ZM55 205V204H54ZM116 205V204H115ZM123 205V204H122ZM128 205V204H127ZM138 205V204H137ZM210 205H212V203L210 204ZM250 205V204H249ZM252 205V204H251ZM70 206V207H69ZM104 206V208H102ZM150 206H152V205H150ZM50 207V206H49ZM67 207V206H66ZM133 207V206H132ZM166 207V206H165ZM184 207V206H183ZM246 207H247V205H246ZM245 207V208H246ZM29 208V207H28ZM27 207H26V210L28 209ZM65 208V207H64ZM135 208V207H134ZM150 208V207H149ZM172 208V207H171ZM175 208L177 209V207L175 206ZM264 208V207H263ZM33 209V208H32ZM46 209V208H45ZM51 209V208H50ZM82 209V210H81ZM137 209H139V207L137 208ZM156 209V208H155ZM173 209V208H172ZM34 211H35V209H33ZM49 210V209H48ZM52 210H53V212H54V208H52ZM58 210V209H57ZM62 210V209H61ZM121 210V209H120ZM153 210V209H152ZM171 210V209H170ZM175 210V209H174ZM262 210H264V209H262ZM28 211V210H27ZM29 211H31L32 212V210H31V208H30V210ZM33 211V212H34ZM45 211V210H44ZM56 211V210H55ZM132 211V210H131ZM136 211V210H135ZM172 211V210H171ZM182 211V210H181ZM208 211V210H207ZM210 211V210H209ZM208 211V212H209ZM247 211V210H246ZM259 211H261V210H259V208H258V211H257V214H258V212ZM30 212V214H32ZM46 212V211H45ZM57 212V211H56ZM147 212V211H146ZM152 212V211H151ZM176 212V211H175ZM216 212V211H215ZM247 212H249V211H247ZM22 213V216H23V212H21ZM49 213L50 214H53L52 213V211L51 210H49ZM117 213V212H116ZM138 213V211L136 212V214ZM141 213V212H140ZM139 213V214H140ZM155 213V212H154ZM172 213H174V212H172ZM245 213V212H244ZM264 213V211H262V214ZM115 214V213H114ZM122 214V213H121ZM151 214V213H150ZM170 214H171V212H170ZM169 214V215H170ZM212 214V213H211ZM20 215V214H19ZM18 215V216H19ZM28 215H29V213H28ZM72 215H74V214H72V213H70V214H67V215H64V216H61L60 218H62V220L60 221V222H62V221H65V220H67L68 218H70ZM129 215L130 214H127L126 215V219H128L129 218ZM152 215V214H151ZM168 215V216H169ZM213 215V214H212ZM250 215V214H249ZM264 215V214H263ZM236 216H238V215H236ZM250 216H252V215H250ZM249 216V217H250ZM99 217L100 218H102V219H99ZM204 217V216H203ZM264 217V216H263ZM89 218H90V221H92V223H94V224H100V221L101 220H103V217L102 216H99L98 214L97 215H90L89 214ZM167 218H169V217H167V214H163L162 212L161 213H157L156 214V218H155V220L153 221L152 219H149V222H151L152 224H151V228L152 227H154V225L156 226V227H158V224H160V222L161 221H166L167 220ZM180 218V217H179ZM170 219V218H169ZM173 219V218H172ZM133 220H134V218H133ZM121 221L119 222V223H121ZM146 221H148V220H146ZM173 221V220H172ZM180 221V220H179ZM201 221V220H200ZM20 224H21V222H19ZM26 223H28V220L27 219H25V224ZM134 223V222H133ZM132 223V224H133ZM142 223H143V221H142ZM33 224V223H32ZM144 224V223H143ZM149 224V223H148ZM157 224V225H156ZM22 225V224H21ZM119 225V224H118ZM25 226V225H24ZM114 226V225H113ZM130 226V225H129ZM160 226V225H159ZM41 227V229H43V230H37L38 232H39V234L37 233V231H35L34 233H36V235L37 236H40V235H42L43 233H45L46 231H47V226L46 225H41L40 226ZM138 227V226H137ZM148 227H150V225L148 226ZM59 228V231H57V230H52L51 232L53 233V235H55V237L57 236V237H65V236H67V235H69V233L70 232H67L66 233V231L65 230H61L60 229V227H58ZM134 228V227H133ZM140 228V227H139ZM171 229V228H170ZM176 229V228H175ZM174 229V230H175ZM162 230V229H161ZM164 230V229H163ZM167 230V229H166ZM23 231H25V230H23ZM32 231V230H31ZM84 231L85 230H82V231H80V234H83L84 233ZM143 231V230H142ZM157 231V230H156ZM160 231V230H159ZM179 231V230H178ZM188 231V230H187ZM1 232V231H0ZM21 232H22V230H21ZM26 232V231H25ZM27 232H28V230H27ZM148 232V231H147ZM161 232V231H160ZM169 232V231H168ZM237 232H239V233H242V235L241 236H239V237H235L234 236V238H236V239H238L237 241H234V239H233V241H234V243H239V241L241 240L242 242H243V249L242 250H238V252L239 253H241V255H244V257H242V259H241V261L243 262V264H257L258 262L255 260L256 259V257H264V230H237ZM24 233V232H23ZM22 233V234H23ZM157 233V232H156ZM63 234H65V236L63 235ZM129 234V233H128ZM178 234V233H177ZM237 234V233H236ZM239 235V234H238ZM150 236V235H149ZM249 236H253V239L252 238H250ZM151 237V236H150ZM263 238V240L262 241H257L258 239H255V238ZM139 238V237H138ZM152 238V237H151ZM155 238V237H154ZM153 238V239H154ZM182 238V237H181ZM0 247H2L3 248V250L6 252V253H8V251L11 249V247L12 246H10L9 245V243L6 241V240H2L1 239V237H0ZM143 240H144V238H143ZM228 240V239H227ZM254 240V241H253ZM121 241V240H120ZM131 241H132V239H131ZM133 241H134V239H133ZM147 241V240H146ZM21 243L23 242V241H20ZM53 242V243H52ZM52 242H50V243H46V244H44L42 247H41V251H43V249L45 248L46 249V246H54V245H56L57 247H58V250H60L61 252L60 253H58V257H55V255H54V253L53 252H50V251H54V249L53 248H55V247H50L49 249H46L49 253H48V256H47V259H48V263H50V262H54V264H68V262L72 259V257L74 256V255H76L75 257L77 258V262H79V263H81V264H96V262L95 261H97V262H99V261H101V263L102 264H107V262H105V260H100V257H95L92 253L94 252V251H92V250H94L91 246H87V247H85L83 250H82V252H80V251H71L72 253L70 254V253H68L67 255L66 254H62L63 253V251H62V249H60L61 248V246H63L64 245V247H66L67 246V242H60V244L58 245V244H55V241H54V238H53V240H52ZM126 242V241H125ZM141 242H142V240H141ZM156 242V241H155ZM256 243L257 245H258V247L257 248H254V246L252 247V243ZM135 243V242H134ZM134 243H133V245H134ZM43 244V243H42ZM115 243H113V245H114ZM35 246H37L36 248H38V246L39 245H36V244H34ZM75 245H77L78 247H82V245L79 243V242H76L75 243ZM111 246V245H108L107 244V246L109 247V250H110V258H116L117 260H119L120 262L122 261H125L126 262V260H132L133 258V256H134V254H136V253H131L130 251L133 249H131L130 247H129V245L128 244H125L124 242L123 243H121V242H119V243H117L116 245H114V246ZM132 245V244H131ZM136 245V244H135ZM137 246V245H136ZM135 246V247H136ZM24 247V245L22 246V248ZM26 247H28V244H27V246ZM128 247V248H127ZM163 247V246H162ZM256 247V246H255ZM39 248H40V246H39ZM98 248H100L99 246H96V249H98ZM137 248V247H136ZM170 248V247H169ZM25 249V248H24ZM135 249V248H134ZM168 249V248H167ZM26 250V249H25ZM28 250V249H27ZM36 250V249H35ZM40 250V249H39ZM38 250V251H39ZM50 250V251H49ZM57 250V251H58ZM18 251H20V250H18ZM37 251V252H38ZM135 251V250H134ZM134 251H132V252H134ZM156 251V250H155ZM154 251V252H155ZM159 251H160V247H159ZM172 251V250H171ZM29 252V251H28ZM31 252H32V250H31ZM40 252V251H39ZM44 252V251H43ZM42 252V253H43ZM161 252V251H160ZM160 252H159V255H160ZM168 252V251H167ZM188 252V251H187ZM33 253V252H32ZM41 253V252H40ZM156 253V252H155ZM162 253V252H161ZM19 254H20V252H19ZM25 254V253H24ZM24 254H21V255H24ZM44 254V253H43ZM43 254H42V256H43ZM46 254V253H45ZM90 254H92V256L90 255ZM129 254V255H128ZM9 255H11V254H9ZM20 255V256H21ZM130 255H133L132 257L130 256ZM140 255V254H139ZM169 255V254H168ZM171 255V254H170ZM7 256V255H6ZM25 256V255H24ZM29 256V255H28ZM41 256V255H40ZM42 256H41V258H42ZM163 256V255H162ZM139 257V256H138ZM161 257V256H160ZM22 258V257H21ZM31 258V257H30ZM94 258V259H93ZM114 258L112 259V260H114ZM135 258V257H134ZM39 259V258H38ZM160 259V258H159ZM164 259V258H163ZM33 260V259H32ZM39 260H41V259H39ZM43 261H45L44 260V257H43V259H42ZM95 260V261H94ZM110 261H111V259H109ZM187 260V259H186ZM18 261H19V259H18ZM35 261V260H34ZM152 261V260H151ZM159 261V260H158ZM164 261V260H163ZM230 259H228V262H226L227 264H235L236 262H237V259H236V257H232V260L230 261ZM37 262V261H36ZM20 263V262H19ZM38 263V262H37ZM45 263V262H44ZM47 263V262H46ZM71 263V262H70ZM219 263V262H218ZM260 263V262H259ZM18 264V263H17ZM51 264V263H50ZM97 264H99V263H97ZM111 264V263H110ZM112 264H115V263H112ZM118 264V263H117ZM122 264V263H121ZM132 264V263H131ZM261 264V263H260Z\"/></svg>",
    "mask_w": 264,
    "mask_h": 264
}]
</instances>
